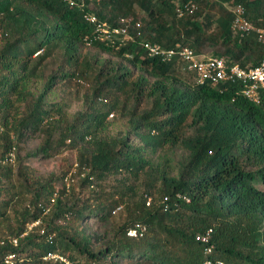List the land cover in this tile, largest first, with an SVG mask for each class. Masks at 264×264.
<instances>
[{
    "label": "trees",
    "instance_id": "obj_1",
    "mask_svg": "<svg viewBox=\"0 0 264 264\" xmlns=\"http://www.w3.org/2000/svg\"><path fill=\"white\" fill-rule=\"evenodd\" d=\"M188 1L197 8L177 19L176 7ZM89 2L112 27L120 18L142 21L130 30L135 42L117 51L93 43L117 61L83 57V39L93 27L68 0H0V264L8 255L14 264H63L43 260L47 254L71 264H264V105L248 102L233 86L220 91L187 84L175 76L174 62L147 58L138 45L148 38L163 48L179 44L200 53L205 43L219 44L216 55L229 64L256 66L262 47L252 34L231 32L232 14L224 5H242L247 19L262 26L264 0ZM213 25V34L205 36ZM55 53L61 62L45 77ZM122 60L140 71L136 77ZM38 79L43 85L34 91L29 85ZM72 80L93 86L87 107L69 117L66 104L52 105L47 96ZM113 111L126 120L125 134L99 135ZM34 136L41 144L28 154L32 158L76 152L75 171L88 196L68 203L65 186L55 190V178L23 164L22 146ZM12 148L15 173L1 163ZM175 150L183 153L178 161ZM166 196L168 210L161 202ZM119 208L125 220L95 247L100 238L81 224L87 218L108 222ZM138 223L144 234L128 237ZM208 230L207 244L196 240Z\"/></svg>",
    "mask_w": 264,
    "mask_h": 264
},
{
    "label": "built area",
    "instance_id": "obj_2",
    "mask_svg": "<svg viewBox=\"0 0 264 264\" xmlns=\"http://www.w3.org/2000/svg\"><path fill=\"white\" fill-rule=\"evenodd\" d=\"M91 0H68L70 6L78 8L83 11L84 20L93 25L94 37L93 39L99 41L105 45L120 46L128 41H133L130 35L132 28H139L140 24L134 22L132 18H120L115 26H110L108 23L99 21L94 13L91 12L93 6ZM196 9L193 2H187L182 6L176 8L177 17H183L186 14H191ZM232 21L231 31L234 34L247 35L254 34L256 42L262 47L263 55L260 63L252 68L242 69L237 65L227 67L226 61L223 58L218 57H204L197 56L194 52L187 47H177L176 50H162L157 45L145 43L144 47L148 51L150 56H161L163 60H169L174 56H177L185 66L186 70L193 74L196 82L203 84L209 81L210 83L217 84L218 82H230L235 83L241 88V92L248 99L255 103L260 101L264 102V25L256 26L251 23L245 15V9L242 5H234L231 9ZM90 38H85L86 44L89 45ZM1 132V128H0ZM15 158L14 148H12L6 155L3 161L12 162ZM176 199H181L185 203H189V198L182 195H175ZM169 196L162 199V206L164 210L169 209ZM54 199H51V204ZM151 202L150 198H147V205ZM48 211V210H47ZM46 211V212H47ZM39 224V221L28 225V230ZM146 228L142 224H135L127 231V236L130 238L141 237ZM211 230H208L205 234L198 235L196 240L202 244H207L211 234ZM52 236L49 237V240ZM3 241L0 242V245ZM13 245H16V240L12 241ZM206 253L211 252V247L206 246ZM14 255H8L4 258L5 264H14ZM43 260L58 261L63 264H71L64 257L56 254H47ZM222 264V263H218Z\"/></svg>",
    "mask_w": 264,
    "mask_h": 264
},
{
    "label": "rangeland",
    "instance_id": "obj_3",
    "mask_svg": "<svg viewBox=\"0 0 264 264\" xmlns=\"http://www.w3.org/2000/svg\"><path fill=\"white\" fill-rule=\"evenodd\" d=\"M227 7H231V5H227ZM226 8V7H225ZM227 9V8H226ZM140 15H143L140 13ZM177 18V17H176ZM180 19V18H177ZM180 20H176L175 23L178 24L179 27ZM215 31L214 25L209 27L205 32V36L212 35ZM202 51L200 53H204L205 55H210L215 53H222V47L217 45L210 46L208 43H205L201 48ZM199 49V50H200ZM81 54L86 60L91 59V56L95 54L98 55L101 61H117V58H114L110 54L106 53H98L93 47H82ZM54 57L48 60V68L44 73V76L47 77L52 74L56 69H58V65L61 62L62 57L55 53ZM123 65H127L125 61H121ZM130 69L132 76L136 77L140 72L138 69H135L131 65H127ZM175 70V76L183 79L187 84L192 85L191 77L185 72L181 70V67H177ZM69 68L64 67L62 68V72H68ZM44 80V78H41ZM43 80H34L30 83V88L34 91L39 90L43 85ZM91 80L88 81H77L72 80L70 84H64L63 82L58 83L56 88L47 96V100L52 105L58 104H66V112L69 117H73L77 112L84 110L87 107V102L85 101V95H89L90 88H92ZM77 91V93H76ZM104 100V98H103ZM107 101V100H106ZM100 104V100H98ZM102 104H104L102 102ZM112 115H109L106 123L104 125V129L99 132V135L105 136H119L121 134H125L127 130V123L126 120L119 116L117 111H113ZM132 141L137 143L133 137H130ZM41 144L40 136H34L30 138L25 144H23V150L20 152V160L23 164L29 165L36 173L44 178H48L52 176L55 178L53 182V186L55 190H62L65 186L67 191H69V199L67 200L68 203L73 201L75 197L82 200L85 195L88 196L89 190H82L80 187L81 177L76 174V152L74 150H65L62 151L60 154L55 155L54 157H49L46 159L42 158H32L28 156V154L34 152L39 145ZM15 158L12 162H5L3 161L6 155L4 156L1 163L3 165L9 166L12 169V173H15V170L18 166V161L16 159L17 153L15 152ZM183 157V153L181 150H175L172 159L173 161H178ZM6 185V184H4ZM73 190V191H71ZM71 191V192H70ZM67 198V197H66ZM125 220V212L122 208H119L115 211L112 219L108 222L100 221L99 219L95 218H87L85 223H82L81 226L86 228V232L90 236H97L100 238V242L95 244V247H102L103 244L107 241L110 235L109 231L112 227H116L120 225ZM70 222V219L65 222L66 225ZM64 225V221L61 220L58 222V225Z\"/></svg>",
    "mask_w": 264,
    "mask_h": 264
},
{
    "label": "clouds",
    "instance_id": "obj_4",
    "mask_svg": "<svg viewBox=\"0 0 264 264\" xmlns=\"http://www.w3.org/2000/svg\"><path fill=\"white\" fill-rule=\"evenodd\" d=\"M189 2V1H188ZM187 3V2H186ZM227 5H228V3L227 4H225L224 6L227 8V10H229L230 12H231V9H232V7L234 6V5H231V4H229V5H231V7H227ZM238 5V4H237ZM240 5V4H239ZM196 6V5H195ZM177 8V7H176ZM197 8V7H196ZM245 9V8H244ZM93 10H91V12H92ZM195 11V10H194ZM193 11V12H194ZM192 12V13H193ZM93 13V12H92ZM191 13V14H192ZM95 14V13H94ZM232 14V13H231ZM96 15V14H95ZM175 15H176V9H175ZM187 15H190V14H186V15H184L183 17H177V15H176V17L177 18H180V19H182V18H184L185 16H187ZM245 15H246V11H245ZM96 17L98 18V16L96 15ZM126 18H132L133 19V21L134 22H137V23H139L140 24V27L139 28H141V24H142V21H140V19H138V20H136V19H134L133 17H126ZM247 18V17H246ZM83 20H84V18H83ZM98 20L99 21H103V22H106V21H104V20H101V19H99L98 18ZM119 20V19H118ZM85 21V20H84ZM232 21V20H231ZM86 22V21H85ZM87 23V22H86ZM107 23V22H106ZM252 23V22H251ZM87 24H89V23H87ZM89 25H91V24H89ZM92 27H93V32H92V34L91 35H86L85 37H84V39H83V43H84V46L85 47H92L93 46V43H96V44H99V45H103V46H106V47H109V48H112L113 50H115V51H117L118 49H120L121 47H123V46H125L127 43H134L135 41H134V39H133V41H128V42H126V43H124V44H122V45H120V46H111V45H105V44H103V43H101V42H99V41H96V40H94L93 39V37H94V30H95V28H94V26L93 25H91ZM139 28H137V29H139ZM230 29H231V25H230ZM232 32V31H231ZM130 33V32H129ZM233 33V32H232ZM234 34V33H233ZM131 35V34H130ZM235 35H237V34H235ZM239 35V34H238ZM252 35H254V34H252ZM90 38L91 40H90V43H89V45H87L86 43V41H85V38ZM133 38V37H132ZM256 40V39H255ZM145 43H150V44H152V45H157V46H159L162 50H176L177 49V47H187V48H189V49H191L190 47H188V46H185V45H182V46H180L179 44H176L175 45V47L174 48H163L160 44H158V43H155V42H153V41H151V40H149L148 38H144V39H141L139 42H138V45H139V47H141L142 48V50H143V52H144V55L147 57V58H150V59H157V60H159L161 63H172V62H174V69L175 70H177L176 68L177 67H181V70L182 71H185L190 77H191V79H192V85H195V86H204V85H209V86H211V87H214V88H219V90L221 91V89L222 88H220V87H223V86H227V85H229V86H233V87H236L238 90H237V92L239 93V95H241L244 99H246L248 102H250V103H252V104H255V105H264V102L263 101H260L259 103H255V102H253L252 100H250V99H248L247 97H245V95L241 92V88L237 85V84H235V83H230V82H218L217 84H213V83H210L209 81H207V82H204L203 84H199V83H197L196 82V79L194 78V76H193V74L192 73H190V72H188L187 70H186V66H185V64L181 61V60H179V58L177 57V56H174V57H172L171 59H169V60H163L162 59V57L161 56H150L149 55V53H148V51L146 50V48L144 47V44ZM193 52H194V54L195 55H197V56H204V57H206V58H208V57H218V58H223L225 61H226V65H227V67H231V66H233V65H237V66H239L240 68H242V69H247V68H252V67H254V66H249V67H241L240 65H238L237 63L236 64H229V58H227V57H224V56H218V55H212V54H210V55H205L204 53H197V52H195L193 49H191ZM126 57H129L128 55H126ZM262 59V58H261ZM261 61V60H260ZM260 63V62H259ZM257 66V65H256Z\"/></svg>",
    "mask_w": 264,
    "mask_h": 264
},
{
    "label": "crops",
    "instance_id": "obj_5",
    "mask_svg": "<svg viewBox=\"0 0 264 264\" xmlns=\"http://www.w3.org/2000/svg\"><path fill=\"white\" fill-rule=\"evenodd\" d=\"M138 17L141 18V17H144V15H140V13L138 12Z\"/></svg>",
    "mask_w": 264,
    "mask_h": 264
}]
</instances>
